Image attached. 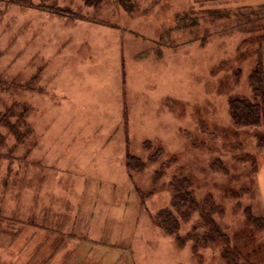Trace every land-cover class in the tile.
<instances>
[{"label": "rangeland", "instance_id": "374dc122", "mask_svg": "<svg viewBox=\"0 0 264 264\" xmlns=\"http://www.w3.org/2000/svg\"><path fill=\"white\" fill-rule=\"evenodd\" d=\"M86 1L0 0V264H224L156 226L174 197L173 154L193 195L221 205L225 232L264 239L247 217L264 215V151L252 136L264 125L224 129L227 96L249 92L264 38V12L237 6L264 0H92L93 17ZM200 3L222 7L191 28L178 14H200ZM246 23L256 26L245 44L242 28L220 33ZM197 214L179 218L178 235H199Z\"/></svg>", "mask_w": 264, "mask_h": 264}, {"label": "trees", "instance_id": "16d2710c", "mask_svg": "<svg viewBox=\"0 0 264 264\" xmlns=\"http://www.w3.org/2000/svg\"><path fill=\"white\" fill-rule=\"evenodd\" d=\"M65 3H69L71 0H62ZM103 0H96L95 2H101ZM73 5L75 2H70ZM226 4V3H224ZM223 4V5H224ZM85 6L91 11L84 12L83 15L86 16H94L96 13L95 5L92 3V0L89 2H85ZM243 8L250 10L251 14H257V12H264V4L258 6H247L245 4L238 5V10ZM222 6H208L200 3L198 6L197 14L195 10L190 7L183 9L178 16H184V18H188L191 23L189 26L191 28L198 27V23L203 19L202 12H212L215 8L218 9ZM253 9V10H251ZM257 9V12L254 11ZM237 10V9H236ZM63 14L70 15V11L61 10ZM194 11V12H193ZM230 11H234V9H230ZM215 12V11H214ZM234 14V13H233ZM228 15L219 16V19H228ZM229 20V19H228ZM177 23V20H175ZM258 22L264 25V19L258 20ZM203 23V21H201ZM227 25V24H226ZM259 25V24H258ZM254 25V23H246L242 26H234L231 28H226L224 31L220 32L221 34L233 33L238 31L239 28H242L246 33V38L242 40L241 43L245 44V41L248 40V37L251 35V31L249 29ZM220 33H216L213 35L208 34L203 37L202 42L207 41L214 35H218ZM242 33V32H241ZM259 35V33L257 34ZM257 47V55L251 56L249 60V70L246 74V81L248 85L249 92L248 93H235L227 96V113L229 124L225 126V134L230 137V135H238L245 132L244 128L249 126H259L264 125V56H262L261 48L264 44V38L258 40L254 43ZM241 47V46H239ZM246 60V59H244ZM223 61H219L218 65L214 68L215 70H222ZM242 67L237 66L232 71L231 77L238 81L242 74ZM206 135H211L213 137L215 135L214 130H207ZM256 142V147L258 151H264V135L255 134L252 135ZM239 141H237L238 143ZM202 147L201 150L208 149L211 145V140L203 139L200 141ZM236 143V141H235ZM158 156L161 155V151H157ZM243 153V152H242ZM156 156V157H158ZM178 157L176 154L171 155L169 158V163L174 165L173 171H175L170 178L168 179V185L174 191V197L170 202L169 206L163 207L159 209L156 213L154 219L156 226L162 231H164L168 235H174V238L179 242L184 244L186 241H191V254L195 257L201 259L202 253L205 248H211L216 253L218 252L220 258L222 259L224 264H254L251 261L252 257L256 259L259 249H264V245L260 246L258 243L261 240H256V242H252L251 233L245 231L241 233H228L225 232L218 224L215 219L216 215H221L222 209L221 205L214 202L210 195H206L202 199L196 198L193 193V182L194 177H189L186 174L179 175L178 170L183 169L182 163H177ZM194 212H198L197 219L200 220L198 222H194L192 228L201 227V232L193 235L191 233H187L184 236H180L177 234L181 221L188 222ZM248 220L251 222L254 230L259 233L264 231V215H253L248 214ZM180 218V219H179ZM262 247V248H261Z\"/></svg>", "mask_w": 264, "mask_h": 264}]
</instances>
